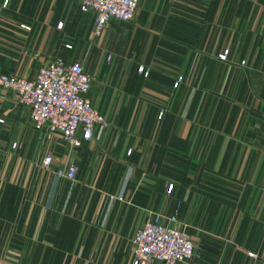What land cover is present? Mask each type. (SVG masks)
<instances>
[{
	"label": "crops",
	"instance_id": "0c3cea01",
	"mask_svg": "<svg viewBox=\"0 0 264 264\" xmlns=\"http://www.w3.org/2000/svg\"><path fill=\"white\" fill-rule=\"evenodd\" d=\"M80 2L7 0L0 15V74L80 62L109 122L69 155L0 87V264H130L152 213L201 244L183 264H264V0H138L98 36ZM70 163L74 180L53 176Z\"/></svg>",
	"mask_w": 264,
	"mask_h": 264
},
{
	"label": "built area",
	"instance_id": "2783aa9c",
	"mask_svg": "<svg viewBox=\"0 0 264 264\" xmlns=\"http://www.w3.org/2000/svg\"><path fill=\"white\" fill-rule=\"evenodd\" d=\"M6 5L7 0L0 4V15ZM80 9L93 14V34L98 36L112 20L131 21L137 12L138 0H81ZM22 27L29 30V26ZM227 54L228 50H224L219 57L224 60ZM139 70L147 74L143 66H139ZM180 79L178 77L174 86ZM92 81V76L80 62L67 64L60 58L39 66L32 79L0 74V87L14 94V106L21 104L28 108L30 124L40 132V139L59 136L66 144L69 155L109 125L91 104L88 94ZM161 115L162 111L159 112ZM127 152L130 153L131 149ZM52 161L53 155L47 153L41 165L48 169ZM52 173L55 178L74 180L76 167L70 163ZM130 243V264L150 261L183 264L201 250V244L180 225L175 213L168 216L152 213L141 226L135 228ZM246 253L256 256L251 250Z\"/></svg>",
	"mask_w": 264,
	"mask_h": 264
},
{
	"label": "rangeland",
	"instance_id": "374dc122",
	"mask_svg": "<svg viewBox=\"0 0 264 264\" xmlns=\"http://www.w3.org/2000/svg\"><path fill=\"white\" fill-rule=\"evenodd\" d=\"M138 70H139V67H138Z\"/></svg>",
	"mask_w": 264,
	"mask_h": 264
}]
</instances>
